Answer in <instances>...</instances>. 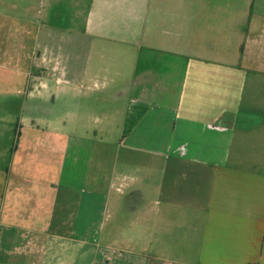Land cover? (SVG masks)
Listing matches in <instances>:
<instances>
[{
  "label": "crops",
  "instance_id": "crops-1",
  "mask_svg": "<svg viewBox=\"0 0 264 264\" xmlns=\"http://www.w3.org/2000/svg\"><path fill=\"white\" fill-rule=\"evenodd\" d=\"M0 264H264V0H0Z\"/></svg>",
  "mask_w": 264,
  "mask_h": 264
}]
</instances>
